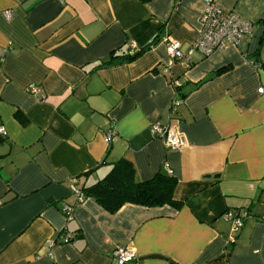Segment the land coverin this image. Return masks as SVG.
<instances>
[{
    "label": "crops",
    "instance_id": "crops-1",
    "mask_svg": "<svg viewBox=\"0 0 264 264\" xmlns=\"http://www.w3.org/2000/svg\"><path fill=\"white\" fill-rule=\"evenodd\" d=\"M206 1L253 31L208 57L193 52L184 70L164 41L186 55ZM131 43L144 50L134 61L95 68ZM259 89L264 0H0V264H116L117 246L134 249L132 264H264ZM154 123L176 128L185 146L168 151L151 137ZM121 159L138 183L170 173L179 206L110 214L92 199L78 204L72 187L97 183ZM238 211L248 218L234 232L224 214Z\"/></svg>",
    "mask_w": 264,
    "mask_h": 264
},
{
    "label": "built area",
    "instance_id": "built-area-1",
    "mask_svg": "<svg viewBox=\"0 0 264 264\" xmlns=\"http://www.w3.org/2000/svg\"><path fill=\"white\" fill-rule=\"evenodd\" d=\"M7 19L11 16L9 13L5 15ZM253 31L252 23L240 18L234 12L224 11L218 7L213 1H206L199 18V35L196 41H194L188 53L183 55L180 50V43L172 39H165L166 51L169 57L177 63L184 70L190 67V55L193 52L201 54L203 57H208L215 52L223 51L227 46H238L240 41L249 36ZM130 54H134L136 48L134 43L130 44ZM172 86L179 88L181 84L177 80H172ZM262 89L258 92L262 93ZM29 92L33 95L38 94L36 87H31ZM177 107V103L173 102L170 106L173 112ZM149 133L152 138L161 141L164 147L168 151H177L182 149L184 139L179 134L176 128L172 126H163L160 123H154L150 126ZM113 133L108 132L106 135V143L109 144L112 141ZM0 138H6V132L3 127H0ZM170 174V173H168ZM72 191L77 197L78 204L82 203L81 193L74 187ZM73 208L70 206H64L62 212L66 217V220L71 219V213ZM248 218L246 211H238L236 213L224 214V220L228 222L232 228V231H239L245 220ZM72 239V235H67L65 242ZM55 242L48 240L46 242L47 248L53 247ZM112 258L116 264H132L136 260V254L131 246H117L112 251Z\"/></svg>",
    "mask_w": 264,
    "mask_h": 264
},
{
    "label": "trees",
    "instance_id": "trees-1",
    "mask_svg": "<svg viewBox=\"0 0 264 264\" xmlns=\"http://www.w3.org/2000/svg\"><path fill=\"white\" fill-rule=\"evenodd\" d=\"M143 51L140 50L134 54L112 52L108 60L100 62L95 68L134 61ZM175 90L180 91L179 88H175ZM16 117L20 118L19 115ZM175 186L176 181L165 173H160L149 181L138 183L135 181L132 163L121 159L113 163L109 172L97 183L78 189V191L83 199H92L105 211L114 214L126 204L146 208H157L164 205L178 207L179 204L172 199Z\"/></svg>",
    "mask_w": 264,
    "mask_h": 264
}]
</instances>
